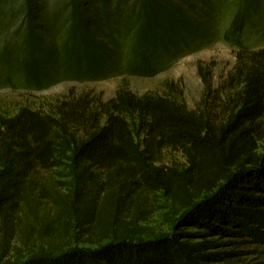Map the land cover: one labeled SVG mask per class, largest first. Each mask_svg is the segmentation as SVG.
<instances>
[{
	"label": "trees",
	"instance_id": "trees-1",
	"mask_svg": "<svg viewBox=\"0 0 264 264\" xmlns=\"http://www.w3.org/2000/svg\"><path fill=\"white\" fill-rule=\"evenodd\" d=\"M229 87L237 90L221 104V119L209 105L194 111L177 98L125 88L96 107L84 95L53 114L25 107L0 118L3 244L15 232L29 247L33 216L64 222L58 229L41 224L47 244L19 264L226 262L231 253H209L215 244L184 228L241 237L264 224V49L238 52ZM167 149L182 153L185 165H165ZM59 168L68 170L72 189L45 195L37 188L41 174ZM151 196L184 212L170 233L143 237L139 223L157 208ZM75 231L96 237L98 246L67 242Z\"/></svg>",
	"mask_w": 264,
	"mask_h": 264
},
{
	"label": "rangeland",
	"instance_id": "rangeland-1",
	"mask_svg": "<svg viewBox=\"0 0 264 264\" xmlns=\"http://www.w3.org/2000/svg\"><path fill=\"white\" fill-rule=\"evenodd\" d=\"M241 49H264V0H0V118L25 107L53 114L58 104L84 95L96 107L125 88L137 96L168 95L194 111L209 105L221 119V104L237 90L229 78ZM163 163L183 166L185 159L167 149ZM70 181L68 170L59 168L42 173L37 188L65 195ZM149 199L157 208L139 223L141 235L170 233L184 211ZM45 214L44 206L39 216ZM63 222L31 216L29 247L22 235L14 232L6 245L1 235L0 264H19L38 243L47 244V236L40 240L41 224L58 229ZM251 228L258 238L184 229L198 241H212L209 253H231L212 264H264V224ZM66 241L82 248L99 244L79 231Z\"/></svg>",
	"mask_w": 264,
	"mask_h": 264
}]
</instances>
